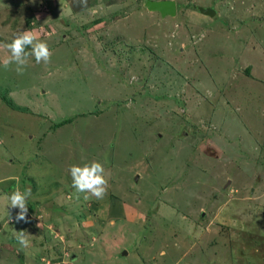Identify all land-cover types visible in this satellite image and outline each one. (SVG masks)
Listing matches in <instances>:
<instances>
[{
	"label": "rangeland",
	"instance_id": "374dc122",
	"mask_svg": "<svg viewBox=\"0 0 264 264\" xmlns=\"http://www.w3.org/2000/svg\"><path fill=\"white\" fill-rule=\"evenodd\" d=\"M145 1L0 0V264H264V0ZM21 31L52 56L18 75Z\"/></svg>",
	"mask_w": 264,
	"mask_h": 264
},
{
	"label": "clouds",
	"instance_id": "9594fccd",
	"mask_svg": "<svg viewBox=\"0 0 264 264\" xmlns=\"http://www.w3.org/2000/svg\"><path fill=\"white\" fill-rule=\"evenodd\" d=\"M84 6H87V0H81ZM10 52V57L3 61V66L8 69L10 65L15 64V72L23 75L28 64L29 57L34 56L37 63H50L52 52L46 41L37 40L36 36L30 31L18 32L14 39L4 45ZM27 49H30L28 51ZM72 188L77 193H84V199H88V194L97 199H103L107 191L108 180L105 175L104 165L96 160L84 163L83 165H72L70 168ZM32 196L31 188L21 190L17 187L9 196V206L18 209L14 217L17 223H28V201ZM12 219V218H11ZM39 226V225H38ZM16 239L22 247L29 246L26 231H18Z\"/></svg>",
	"mask_w": 264,
	"mask_h": 264
},
{
	"label": "water",
	"instance_id": "95a60500",
	"mask_svg": "<svg viewBox=\"0 0 264 264\" xmlns=\"http://www.w3.org/2000/svg\"><path fill=\"white\" fill-rule=\"evenodd\" d=\"M144 6L149 11H157L161 16H173L176 12V5L174 0H146ZM201 12L207 15H213L214 10L210 7H201Z\"/></svg>",
	"mask_w": 264,
	"mask_h": 264
},
{
	"label": "trees",
	"instance_id": "16d2710c",
	"mask_svg": "<svg viewBox=\"0 0 264 264\" xmlns=\"http://www.w3.org/2000/svg\"><path fill=\"white\" fill-rule=\"evenodd\" d=\"M64 122H67V121L64 120ZM64 122H61V123H59V124L61 125V124L64 123Z\"/></svg>",
	"mask_w": 264,
	"mask_h": 264
}]
</instances>
